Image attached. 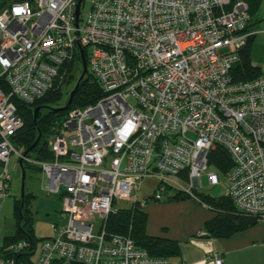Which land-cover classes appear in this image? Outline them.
<instances>
[{
  "label": "built area",
  "instance_id": "obj_1",
  "mask_svg": "<svg viewBox=\"0 0 264 264\" xmlns=\"http://www.w3.org/2000/svg\"><path fill=\"white\" fill-rule=\"evenodd\" d=\"M0 0V201L15 153L39 169L43 192L62 201L54 236L3 248L0 264H190L152 256L128 234H110L118 202L160 201L168 185L196 198L221 184L209 165L216 147L233 161L224 196L264 225V66L235 82L239 51L254 33L245 0ZM20 7L23 11L16 13ZM104 96L69 110L47 147L25 156L11 137L24 126L15 99L34 103L65 77L78 50ZM7 61V63H3ZM68 132L72 135L68 137ZM222 264L218 253L210 258Z\"/></svg>",
  "mask_w": 264,
  "mask_h": 264
},
{
  "label": "trees",
  "instance_id": "obj_2",
  "mask_svg": "<svg viewBox=\"0 0 264 264\" xmlns=\"http://www.w3.org/2000/svg\"><path fill=\"white\" fill-rule=\"evenodd\" d=\"M245 1L253 17L260 9L262 0ZM252 26L253 23L250 24L249 30H251ZM254 41L255 37L252 34L243 48L239 51L240 59L231 70V76L235 82L253 80L261 74V67L254 65L252 61ZM87 55L86 50V56ZM64 71L65 77L63 81L60 84L58 83L54 89L49 91L42 98L37 99L34 103L28 104L17 98L15 99L17 113L23 119L24 126L11 137V141L15 148L20 150L23 154L34 144L40 132H42V137H46L52 129H58L66 118L69 110L84 108L88 105L95 104L104 96L97 78L90 71L83 80H80L83 71L80 51L78 52L77 50L73 61L65 66ZM78 82H80V85L73 97L72 105L68 110H61V108L67 104L69 99L68 95ZM36 107H41V111L35 122L34 109ZM55 125H58L57 128H55ZM45 144L46 143H43L41 139L39 145L32 150L28 156L50 160L53 155ZM26 163L27 162L23 161L25 169ZM209 165L220 173H226L232 168L233 161L229 153L218 146L209 154ZM171 189H173V187L168 185L164 192L165 195H168V200L179 201L192 198L191 195L182 193L170 195L168 192L171 193ZM194 196L200 203L206 204L216 212V215L205 224V229L212 238H229L258 223L255 217L243 214L237 210L232 200L225 196L214 197L201 191L196 192ZM33 198L34 196L32 194H26L25 207L22 211L21 200H16L14 217L17 222V230L13 236H9L4 240L5 246L21 240L37 241L34 233V214L28 207V203ZM147 220V214L142 210L141 206L136 203L129 211L120 210L117 213L111 214L108 218L106 227L110 234L118 233L130 235L139 247L146 249L152 256L167 258L177 257L180 254L179 243L175 240L148 235L146 231ZM0 252H3V248Z\"/></svg>",
  "mask_w": 264,
  "mask_h": 264
},
{
  "label": "crops",
  "instance_id": "obj_3",
  "mask_svg": "<svg viewBox=\"0 0 264 264\" xmlns=\"http://www.w3.org/2000/svg\"><path fill=\"white\" fill-rule=\"evenodd\" d=\"M252 18L251 31L254 32L255 37L252 61L254 65L262 68L264 61L255 59V54L259 45L257 37L264 32V29L259 28L264 25V0H262L260 9ZM152 194L143 196L141 191L139 193V199L145 201L142 210L148 216L146 231L150 236L171 239L179 243L180 254L172 258L174 261H185L190 264H214L210 258L213 254L218 253L223 261L222 264H264L263 224L256 223L229 238H212L208 235L205 224L216 215L213 209L200 203L195 198L179 201L163 199L157 202L148 200ZM222 196L224 194L214 197ZM7 197L2 200H6ZM157 211H162L163 216H159L156 213ZM16 230L17 222L13 232L5 233L0 228V249L5 246L4 240L9 236H13ZM35 237L37 238L36 233Z\"/></svg>",
  "mask_w": 264,
  "mask_h": 264
},
{
  "label": "rangeland",
  "instance_id": "obj_4",
  "mask_svg": "<svg viewBox=\"0 0 264 264\" xmlns=\"http://www.w3.org/2000/svg\"><path fill=\"white\" fill-rule=\"evenodd\" d=\"M11 1L12 0H5L2 3V6H7ZM89 10H90V0H85L83 8L81 10L82 17H85L88 14ZM259 28L264 29V25H262ZM258 39H259V45L257 46L255 59L259 61L260 60L264 61V32H262L257 37V40ZM57 126L58 125H55V128H57ZM56 130L57 129H52V131L49 134H47L46 137L44 136L42 137V142L46 143L45 146H47L48 141H50L53 138V136L56 133ZM71 135L72 134L68 132V137ZM8 168L12 176L11 188L9 190V197H7V199L4 201L1 200V210H0V228H2L5 233L13 232L14 229L16 228V219L13 216L14 201L15 199L21 198L22 170L19 165V159L15 153H13L10 157ZM26 175L27 176L25 180V192L27 194L32 193L34 196V198L30 200V202L28 203V207L34 214V218H35L34 229L36 236L38 239L54 236L56 233L55 227L64 225L66 222V218L62 213V201L58 196L48 195L45 192H43L41 188L42 175L37 167L32 166L29 163H26ZM219 180L221 184L213 187V186H209L207 177L203 176V189L201 190V192L210 194L212 196L223 195L225 192V187L223 185V183H225V179L222 173H219ZM156 184L157 182L154 179L152 178L146 179L141 189V195L149 196L150 194H152ZM170 192L171 193L168 192V194L170 195L177 193L187 194L183 191H178L175 189H171ZM196 192L197 191H193V194L195 195ZM167 198L168 195L164 194L163 199L167 200ZM148 200L156 201L152 198ZM117 206L122 207L123 211H129L133 208L134 204L126 203V202H118ZM156 213L159 216H163L162 211H157ZM166 213H168V211H166Z\"/></svg>",
  "mask_w": 264,
  "mask_h": 264
},
{
  "label": "water",
  "instance_id": "obj_5",
  "mask_svg": "<svg viewBox=\"0 0 264 264\" xmlns=\"http://www.w3.org/2000/svg\"><path fill=\"white\" fill-rule=\"evenodd\" d=\"M83 0H80L79 3H78V6H77V9H76V16L78 17L79 15V12H80V4L82 3ZM80 54H81V59H82V65H83V71H82V74L80 76V80H83L85 78V76H87L89 70H88V63H87V60H86V56H85V53H84V50L83 49H80ZM79 85H80V82L77 83V85L75 86V88L71 91L70 95H69V99L67 101V104L65 106H63L61 108V110H68L69 107L72 105V102H73V97L75 95V93L77 92L78 88H79ZM41 111V107H36L34 109V119H35V122L37 121L38 117H39V113ZM41 139H42V132L39 133L36 141L34 142V144L25 151L24 155H28L32 150H34L38 145L39 143L41 142ZM19 165L21 167V170H22V182H21V211L23 210V208L25 207V195H26V192H25V180H26V169L24 167V164H23V160H20L19 161Z\"/></svg>",
  "mask_w": 264,
  "mask_h": 264
},
{
  "label": "clouds",
  "instance_id": "obj_6",
  "mask_svg": "<svg viewBox=\"0 0 264 264\" xmlns=\"http://www.w3.org/2000/svg\"><path fill=\"white\" fill-rule=\"evenodd\" d=\"M21 11H23V9L22 8H20V7H17V8H15L14 9V12H16V13H19V12H21ZM3 63H7V61H3Z\"/></svg>",
  "mask_w": 264,
  "mask_h": 264
}]
</instances>
